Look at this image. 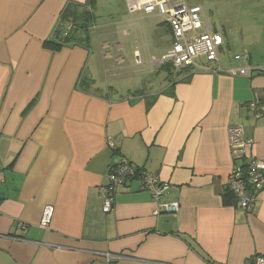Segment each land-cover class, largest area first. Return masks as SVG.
Returning <instances> with one entry per match:
<instances>
[{
    "label": "crops",
    "instance_id": "obj_1",
    "mask_svg": "<svg viewBox=\"0 0 264 264\" xmlns=\"http://www.w3.org/2000/svg\"><path fill=\"white\" fill-rule=\"evenodd\" d=\"M67 1L0 0V264H250L264 256V191L245 210L226 188L230 125L244 126L251 154L264 160V0H221L218 63L174 80L156 64L172 44L169 24L153 14L164 27L136 29L133 15L148 13L130 7L148 0H125L124 34L142 35L152 64L138 71L145 93L135 96L97 85L105 57L116 56L103 51L114 32L98 19L90 49L44 45ZM141 44L132 50L138 59ZM243 52L257 70L231 74ZM83 76L95 80L89 92ZM122 159L157 174L161 200L178 201L179 212L155 215L152 193L134 178L105 213L107 173ZM48 205L54 215L44 229Z\"/></svg>",
    "mask_w": 264,
    "mask_h": 264
},
{
    "label": "built area",
    "instance_id": "obj_2",
    "mask_svg": "<svg viewBox=\"0 0 264 264\" xmlns=\"http://www.w3.org/2000/svg\"><path fill=\"white\" fill-rule=\"evenodd\" d=\"M131 10L142 9L148 14H157L165 19L172 32V44L166 54L156 62L159 65H169L174 70L190 69L212 72V64L218 63L220 49L224 38L214 27L200 5H190L186 2L171 3L167 0H148L133 4ZM240 64L231 69V74L250 76L257 70L250 62L249 53L243 52L235 56ZM142 60L139 58V63ZM216 72H221L217 68ZM250 107L256 111L257 117L262 115L257 101H252ZM228 142L232 158V168L226 181V188L232 192L241 208L251 209L257 202L259 194L264 190V160L258 159L250 152V141L243 125L232 124L228 127ZM134 164L127 160L110 168L107 173V183L104 187L103 211L110 212L114 207L117 188L125 181L140 178L143 187L148 189L156 202L154 214H177L180 210L178 201L163 202L162 196L166 184L160 177L144 170L135 172ZM137 174V175H136ZM136 175V176H135ZM54 215V207L48 205L40 222L44 229L50 227ZM107 261L118 259V256L107 254ZM250 264H264V256L255 255Z\"/></svg>",
    "mask_w": 264,
    "mask_h": 264
},
{
    "label": "rangeland",
    "instance_id": "obj_3",
    "mask_svg": "<svg viewBox=\"0 0 264 264\" xmlns=\"http://www.w3.org/2000/svg\"><path fill=\"white\" fill-rule=\"evenodd\" d=\"M195 1L199 2L200 5H202L204 10L209 14L208 17L216 28V9L218 6L219 8H223L224 6L223 4L220 5L221 0ZM209 10H213L215 14L211 13ZM96 15L98 17V23L103 25V28L101 30H107L109 33L114 32V34H111L108 36V38L104 39L105 42L103 51H110L116 54L115 57H111L109 54H107V57H105V65L102 67L103 73H101V67L99 69V72H97L99 73L97 74L96 78L97 85L101 89H105L107 86H113V88H116L119 91L123 92H127L131 89L133 91L135 89L143 88L144 85L142 86L141 80L144 81V78H140L139 72H145L148 69H151L152 64L151 62H149V57H147L145 49L142 46V35L139 33H132L128 35L124 34L125 26H129L128 22L124 23V21L129 18L127 9L125 7V0H98L96 6ZM148 16L153 17L154 15L145 14L144 18H142L140 15H133L132 18L135 19V28L138 29L139 26L141 31H144L145 29L148 31L149 28L156 29L157 20L150 19L148 18ZM156 17L157 19H159L158 22L162 21L163 19L158 15ZM158 27H164V25H159ZM137 40L142 42L140 50L142 53L141 59L143 64L137 63V61L139 62V59L137 58V55L132 52L134 48L137 49L138 47ZM110 41L113 43L112 46L108 44ZM117 41H120L121 45H119ZM153 42L155 43V41ZM146 49L148 48L146 47ZM114 61H117V64H114ZM165 73L162 72L159 74V80H163V76ZM114 74L120 75L119 77H117L114 76ZM168 75L169 74L167 73L166 76L168 77Z\"/></svg>",
    "mask_w": 264,
    "mask_h": 264
},
{
    "label": "trees",
    "instance_id": "obj_4",
    "mask_svg": "<svg viewBox=\"0 0 264 264\" xmlns=\"http://www.w3.org/2000/svg\"><path fill=\"white\" fill-rule=\"evenodd\" d=\"M96 6H97V0L67 1V3L65 4L64 8L60 13L58 22L52 32V35L45 40L44 45L56 51H59L63 47H70V46H81L90 49L92 42V30L98 18L96 15ZM161 68L162 71H165L169 74L168 77L171 80H174L175 75L180 76L182 74L191 72L190 69H182L180 71H176L168 64L162 65ZM94 84H95V80L92 79L91 77L83 76L79 80V85L82 88V90H85V92H89L88 91L89 88ZM144 93H145V89L139 88L137 90H134L132 94L135 96L138 94L143 95ZM124 160L125 159H122L117 163L113 161V163L110 164L111 165L110 168L117 166L119 163H121ZM134 166L136 168L135 172L137 171L140 172V170H142L139 166L137 165ZM252 258L250 259V263L252 261Z\"/></svg>",
    "mask_w": 264,
    "mask_h": 264
}]
</instances>
